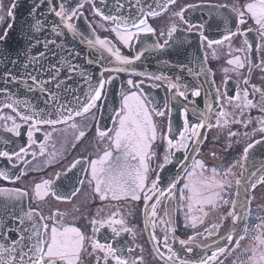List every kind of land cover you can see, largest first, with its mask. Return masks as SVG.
Listing matches in <instances>:
<instances>
[{
    "label": "snow or ice",
    "instance_id": "1",
    "mask_svg": "<svg viewBox=\"0 0 264 264\" xmlns=\"http://www.w3.org/2000/svg\"><path fill=\"white\" fill-rule=\"evenodd\" d=\"M102 3L107 5V0H101ZM51 5L52 0H48ZM85 3L92 4V11L95 16H98L104 22H111L113 25L110 29L104 28L105 31H111L115 34L117 40L123 47L132 48V41L138 40L141 33L154 34L155 29L148 23V17H156L161 14L160 11H155L151 6H148L147 11L141 6V0H113L111 10L108 14H105L99 7L96 6L95 0H84V2L77 3L76 7H70L66 5L65 0H61L58 6H50L49 11L58 17V22H54L51 26V32L59 37L66 30L74 37L82 35L78 32L77 26L71 21L73 18L80 19L84 16L81 9L84 8ZM176 0H166L165 3L158 5L161 11H167L169 5H174ZM15 4L12 5V8ZM39 4L34 6L38 8ZM195 7L194 5H187L181 8L179 11L173 13L179 18L181 22L187 25V31L192 32L194 29H199L197 35L199 37L201 45L207 41V45L211 48L213 45H221L224 41H230L233 36L242 35L245 37L243 44L246 48L235 49L238 53H251L253 44L249 43L247 34L255 31L259 38L264 39V0H247V2L240 4L239 6L233 5L230 11L235 14V17L239 25H244L251 21L255 28H248L244 31H229L222 40L209 39L204 31V24H193L189 22L185 17V12L189 8ZM220 7H227L221 5ZM127 13V14H125ZM139 13V15H136ZM9 17H13V11L10 9L7 13ZM3 18L0 17V20ZM9 29L12 27L10 24ZM91 28V25H89ZM103 27V25H101ZM34 32L39 33L43 30V25L40 20H36L32 26ZM94 33V29H92ZM178 31L176 24H172L168 29L167 35L169 40L173 37L174 33ZM164 33H161L163 35ZM7 37V31L4 36H0V40H4ZM169 40H165L164 44H156L153 47L163 48L169 43ZM39 43V41H37ZM87 43L90 47L99 46L100 49L108 52L115 58L116 67L104 68L100 73V78L97 80L96 85L93 86L91 78L88 77L83 71H80V76L83 77L88 83L89 91L85 93V99L83 102L77 98V103L80 105L79 109L66 108L64 105L58 103V91L63 87L68 90V86L65 80L59 79L60 73L64 68H67L68 72H75L79 66L72 64L68 59L61 58L57 64H50L48 69V79H40L38 75H32L26 73L27 80L32 83L29 85L27 80L22 81L29 91L38 90L40 93H47L48 98L45 100V104L51 102L53 106V112H45L44 110L31 109V113L20 112L16 105L20 103L18 100H13L12 103H5L3 107L10 108L16 112V115L23 122V124L16 122V117L13 116H0V120L11 121V127L7 124L4 125V131L14 134L19 137L21 135L20 129L23 126H27V147L21 146L18 150L12 152L0 151V157L6 158L12 163V168L19 170V175H16L15 179L19 180L21 176H26L27 172L20 166L27 165L30 161L27 159L29 155L33 159L36 158L37 153L35 151L29 152V148L33 147L37 141L34 139V131H40L41 125L54 126L60 123H67L68 120L73 119L72 112L75 116H82L89 113L93 109L103 107L98 105L104 97L105 85H110L115 76H108L104 78L105 72L126 73L132 72L136 74L134 69L130 66L141 59L144 55V51H139L133 57L125 56L121 53L120 48H117L107 38L101 39L96 37L95 40L88 39ZM55 45L56 40H45L43 47L47 50L49 45ZM231 48V44H229ZM45 53L41 52L40 57H44ZM216 53L213 52L215 57ZM0 57L8 59L10 63L15 64L17 61L11 60L10 57L3 52H0ZM30 64H38L37 57L29 58ZM88 63H93L92 60H88ZM230 65H235L237 69H243L246 66L249 71L253 66L261 67L264 71V61L261 65H254L253 60L245 55L244 58L236 56L234 59L227 61ZM23 67L27 69L29 64H24ZM37 71H44L43 65H40ZM227 71V69H225ZM191 72V69H189ZM7 77L12 81H16L17 77L12 73H6ZM141 76H145V73H139ZM148 79H154L156 81H163L166 83L169 93H171L172 100H176L177 97L183 98L184 101L189 100L188 86L173 82L172 79L167 76H148ZM71 79V76L68 77ZM177 81L179 77L175 78ZM54 83L53 91L49 85ZM243 83L245 88L243 95L239 91L234 96H229L227 91L223 94L220 89L217 88L213 97V102H205L204 109L198 110L195 107L191 110V116L194 120H190L189 107L185 104L182 107L180 115L182 117V130H178L173 135V126L171 121L172 109L165 105L167 108L168 123L167 131L158 133L157 123L154 119L156 117H165L166 113L159 107H149L148 97L143 95L142 84L143 81L136 83L133 79L129 78L126 84L129 89H135L128 92H121V102L118 109H113V115L110 117L112 127L101 129L97 127L96 136L103 149L94 158H80L74 160L66 169V172L76 169L78 166L80 171L84 174V179H80L78 183L82 186L87 180L88 186L92 189L94 198L98 197L102 203L105 201H140L144 202L145 213V228L149 225L153 229L157 227L154 218L157 217V209L161 203V198L166 200H174L177 195L183 205L187 207V213L185 216V227H191L196 229L198 225H203L209 212L213 211L218 205L223 206L231 203L232 210H230L226 217L223 219L231 218L232 228L227 234H222L220 229L221 224H212L210 228H205L203 233L197 232L194 236H189L187 240L180 239L178 242L184 249L191 253L193 247L191 245L196 241L197 237H203L204 242L198 247H201L203 253L198 259L191 260L181 258L180 255L172 246L168 244V235H164L163 244L167 249L168 255L160 252L159 247H156V252L160 258L164 261V264H223L220 257L225 255L230 249L225 245L235 244L237 248L240 247V241L245 239H251L252 245L249 248H245L243 255L245 260L241 261V264H264V217H257L259 223H256L254 228L250 227L252 221L251 209L248 207L250 201H246L243 206L246 208L244 212L237 211V200L229 199L224 200V195H230L226 193V189L232 187V181L228 179L229 176L236 177V173L233 169L239 165L242 170H246V162L249 158V151L255 144H260L264 141L256 140L253 143H248L243 149L242 160L245 163L237 161L227 167L223 173H221L216 167L209 168L204 160L197 158L199 155L201 141L206 139L201 132L204 128L213 127H227L229 124H243L245 128L252 123L251 119L246 122L243 120L228 119L230 113L225 110L224 104L221 103L222 97L228 105L234 106L241 111L243 115V109L257 107L252 100L249 99L248 90V78H245ZM225 88L227 86V80L224 82ZM152 87L158 85L153 84ZM254 92H260L262 98H264V89L257 88L252 85ZM6 91V90H4ZM190 95L193 97L201 96V90L199 87H193L190 90ZM12 100V97H8ZM213 104L219 105V110L215 113V123H212L213 119ZM62 109H64L62 111ZM264 113V106L259 109ZM64 111H68L69 114L65 115ZM221 117L223 122L221 123ZM259 127L255 129L256 132L264 134V116L258 118ZM72 128L78 126L73 123ZM51 132L44 134V139L47 140L51 137ZM86 135L84 131H79L77 140L83 138ZM239 132H233L229 130L228 137L239 136ZM248 136V132L243 134ZM161 141L165 145L163 155L156 150L158 145L157 141ZM9 143V141H5ZM229 147L231 145L229 144ZM40 155H44V144H40ZM177 153L180 155L177 156ZM215 153H213V156ZM159 158V162H158ZM178 164L180 172L173 176L166 188L161 187V172L169 165ZM65 173H55V179H42L40 182L34 183L32 189L26 190L24 188H3L0 189V194L7 197V201L0 208V264H81L82 254L91 249L90 255L95 257V264H143V257L130 258L125 255V252L131 253L134 251L131 247L125 249L123 247L115 246L122 233H131L135 235L133 229L125 225V221L116 219L119 215L117 212H113L107 219H99L102 208L97 211L95 216L91 218L88 223L91 227L92 236H86L80 227L74 224H66L64 222L65 213L55 210L49 211L48 215H44L43 211L38 207H29L27 210H23L25 199L31 202H44L49 196L56 201H70V197L59 191L60 186L56 183L61 179ZM155 174L154 178L152 174ZM260 173L259 175H257ZM249 176L254 178L249 180L248 186L255 189L257 184H264V164H261L255 171H251ZM0 178L5 180H11V176L5 172L0 171ZM244 181L243 172L239 177L235 178V184L237 188L242 185ZM80 188H75L71 192V196L75 197L79 194ZM239 196V191L236 193ZM154 203H150L151 201ZM10 202V203H9ZM21 208V212H16V207ZM198 210L201 215H193V209ZM207 208V210H205ZM78 211V209H77ZM165 215L169 217L168 220H161V224H166L169 227L165 231L172 233V239L175 242V227L171 219V212L166 211ZM15 225V226H13ZM119 225V227H116ZM241 231H237V229ZM101 229H109L111 232L110 237L105 238V242H101L98 238ZM252 232L251 237L248 233ZM212 244L207 243L209 238H213ZM112 242H107L108 240ZM153 241L159 244L158 237L153 233L151 236ZM223 241V244L220 243ZM215 245V249L212 250V245ZM142 251V249H141ZM210 252V254H209Z\"/></svg>",
    "mask_w": 264,
    "mask_h": 264
},
{
    "label": "flooded vegetation",
    "instance_id": "2",
    "mask_svg": "<svg viewBox=\"0 0 264 264\" xmlns=\"http://www.w3.org/2000/svg\"><path fill=\"white\" fill-rule=\"evenodd\" d=\"M247 0H176L173 6H170L167 11L159 16L149 18L148 23L155 29L154 34L141 33L138 40L132 41V48L123 47L119 43L113 32L105 31L104 28H111L113 25L98 19L96 16L87 14V10L84 8L88 20L93 23L95 31H97L99 37L110 39L114 41L117 48H120L121 53L128 57H133L137 54V50H145L149 48V52L146 56V63L135 62L131 69H134L136 74L132 72L115 73L105 72L104 78L108 76H115L116 79L112 81L110 85L106 84L104 89V97L98 102V107L93 109L89 113L82 116H73V119L68 120L67 123H60L54 126L41 125L40 131H34V139L37 143L29 148V152L35 151L37 153L36 158L33 159L31 155L27 157L30 161L27 165H21L20 167L27 172L26 176H21L19 180H16V175H19V170L12 168L11 163L3 157H0V171H5L11 176V180H5L0 178V188H24L31 190L34 183L40 182L42 179H55V173H65L68 166L76 159L80 158H94L103 149L96 136L97 127L101 129L112 127L110 117L113 115V109H118L121 102V92H128L135 89H129L126 81L131 78L134 82L139 83L143 81L141 86L143 95L148 97L149 107H159L164 110L165 117H156L154 119L157 123L158 133L167 131L168 115L165 105L172 109L171 121L173 126V135L178 130H182V117L180 112L182 107L187 104L189 107L190 120L195 118L191 116V110L195 107L198 110H203L206 102V96H212L211 93L206 91L204 72H206L210 85L213 91L219 88L223 94L227 91L229 96H234L237 91L243 95V90L246 87L243 83L245 78H248L249 83L247 85L249 90V99L257 105V107L243 109V115L241 111L236 109L232 105H228L223 99L221 103L224 104L225 110L230 113L228 119L247 121L251 119L252 123L244 127L241 124H229L227 127H213L211 129L204 128L201 132L206 139L201 141V147L197 158L204 160L206 165L215 167L218 164L225 162L228 158L238 155H243V149L248 143H253L256 140L264 141V134L256 132L255 129L259 127L258 118L264 116L259 109L264 106V98H262L260 92H254L252 85L257 88L264 89V71L261 67L253 66L249 71L246 66L243 69H237L235 65L227 63L229 59H234L236 56L244 58L248 55L254 62V65H261L264 61V39L258 37L255 31L249 32L247 38L249 43L253 44L251 53H238L235 51L237 48H246L243 44L245 39L242 35H236L231 38L230 41H224L221 45H213L208 47L207 41L201 45L199 37L197 35L199 29H194L192 32H188L187 25L179 20L173 13L179 11L181 8L187 5H194L195 7L187 9L185 12L186 19L193 24H204L203 31L205 35L212 40H222L223 37L228 34L229 31H244L248 28H255V25L249 21L244 25H239L235 17V14L230 11L233 5L239 6ZM14 0H0V36H4V33L12 17L7 15L11 9ZM226 5L227 7H220ZM209 14L210 17H207ZM172 24H176L178 31L174 33L173 37L169 40L167 32ZM103 25V27H101ZM161 33H164L161 35ZM176 38L178 41L177 48L180 49L178 53L173 52L172 56L167 61L161 60L163 56V50L159 49V53L154 54L153 46L157 44H164L165 40H171ZM231 44V48H229ZM165 45L164 47H167ZM213 52L216 53L215 57ZM264 67V65H262ZM191 69V72H189ZM227 69V71H225ZM139 73H145V76L139 75ZM167 76L172 79L173 82L188 86L189 100L184 101L183 98L177 97L176 100H172L171 93H169L166 83L163 81H156L154 79H148V76ZM179 77L177 81L175 78ZM225 80H227V86L225 88ZM156 84L157 87L151 85ZM193 87H199L201 90V96L193 97L190 95V90ZM208 93V94H207ZM212 103V101H209ZM117 104V105H116ZM107 105V106H106ZM216 104H213V116ZM219 110V109H218ZM217 110V111H218ZM13 116L16 117V122L23 124V122L16 115V112L10 108L0 107V116ZM221 123L223 117L220 118ZM75 123L78 127L72 128L71 125ZM212 123H215V119ZM7 124L11 127V121L0 120V151L18 150L21 146L27 147V126H23L20 131L19 137L12 133L4 131V125ZM229 130L233 132H239L240 135L229 138ZM79 131H84L86 135L77 140ZM51 132V137L47 140L44 139V134ZM248 132V136L243 134ZM9 141V143H5ZM40 144H44V155H40ZM229 144L231 147H229ZM157 151L162 156L165 150V145L161 141H157ZM254 147L262 155H264V142L255 144ZM213 153L215 155L213 156ZM180 154L177 153V156ZM257 155V154H253ZM264 161V156L260 159ZM159 162V158H158ZM180 172L178 164L169 165L161 172V187L166 188L169 180ZM183 175L182 172H180ZM153 178L155 174H152ZM84 179V174L80 171L79 166L72 171L66 172L61 176L56 183L60 186L59 191L70 197V201H56L49 196L44 202H31L28 201V207H38L43 211L44 215H48L49 211L59 210L65 213L64 222L66 224H74L80 227L86 236H92L91 227L88 221L95 216L98 210L103 209L100 212L99 219H107L113 212L119 213L116 219H123L125 225L131 229L135 235L131 233H122L117 247H123L125 249L131 247L133 252L125 255L130 258L143 257V264H164V261L160 258L156 252V247H159L160 252L168 255L167 249L163 244L164 235H168V244L178 252L181 258L195 260L203 253L201 247L198 245L204 242L203 237H197L196 241L191 245L193 252L188 253L183 246L179 244L180 239L187 240L189 236H194L197 232L203 233L205 228H210L212 224H219L220 222L207 217L203 225H198L196 229L185 227V217L179 211L178 195L174 200H166L161 198V203L157 209V217L154 218L157 227L153 229L151 225L145 228V213L144 202L122 200V201H99L98 197L94 198L92 189L88 186L87 180L81 186L78 181ZM75 188H80V192L77 196L72 197L71 192ZM258 192L264 196V184H259ZM151 201L150 203H154ZM78 209V211H77ZM166 211L171 212V219L175 227L176 241L172 239V233L165 231L169 226L161 224V220H168L169 217L165 215ZM195 215V214H193ZM196 216H199L196 214ZM119 227V225H116ZM155 234L159 239V244L151 239L152 234ZM111 232L109 229H101L98 238L103 243L106 237H110ZM210 239V238H209ZM107 242L111 243L109 239ZM142 249V251H141ZM214 250V249H212ZM91 249L88 248L82 254L81 264H95V257L90 255ZM210 254V252H209ZM221 258V257H220Z\"/></svg>",
    "mask_w": 264,
    "mask_h": 264
},
{
    "label": "water",
    "instance_id": "3",
    "mask_svg": "<svg viewBox=\"0 0 264 264\" xmlns=\"http://www.w3.org/2000/svg\"><path fill=\"white\" fill-rule=\"evenodd\" d=\"M61 0H52V4L48 3V0H15V7L11 10L13 11V17L11 25L12 27L7 29V37L4 40H0V52L6 53L11 60L17 61L15 64L9 62L8 59L0 57V107L5 103H12L13 100L20 101L16 105L17 109L20 112L31 113V109L35 108L36 110H44L45 112H53V106L51 102L45 104V100L48 98L47 93H40L38 90L29 91L26 85L22 82L27 80L26 73H31L32 75H38L40 79H48V72L46 71L50 64H58L61 58L68 59L72 64L78 65L79 68L75 72L69 73L67 68H64L59 76V79L65 80L68 86V90H65L63 87L58 91V103L64 105L66 108L70 109H79L80 105L77 103V98L80 101H84L85 93L89 91L88 83L86 80L80 76V71H83L88 77L91 78V83L93 86L96 85L97 80L100 78V73L104 68L116 67L115 58L112 57L108 52L103 49H100L99 46L90 47L87 43L88 39L95 40L97 37L96 31H92L93 27L91 23L87 20L86 16H83L80 19H76L75 23L77 26L78 32L82 35L73 36L71 33H68L64 30V33L57 37L51 32V26L54 22H58L59 18L55 17L53 13L49 11L50 6H58ZM66 5L70 7H76L77 3L84 2V0H65ZM113 0H107V5L101 2V0H95V4L99 7L105 14H108L111 10ZM166 0H141V6L147 11L148 6H151L153 10L160 11L161 9L158 5L165 3ZM39 4L38 8L34 6ZM89 4L85 3L84 5ZM91 4V3H90ZM92 6V4H91ZM127 14V13H125ZM139 15V13H136ZM210 17V15H207ZM36 20H40L43 25V30L39 33L34 32L32 26L35 24ZM91 25V28L89 27ZM56 40L55 45H49L46 50L43 47V42L45 40ZM39 41V43H37ZM112 44H114L112 42ZM178 41L175 40L174 43L169 44L163 50V56L161 60L167 61L173 52L178 53L180 51L177 48ZM160 48H154V54L159 53ZM44 52V57H40V53ZM37 57L39 60L38 64H30L29 58ZM88 60H92L93 63L89 64ZM24 64H29V67L25 69ZM40 65H43L44 71H37ZM12 73V75L17 77L16 81H12L7 77L6 73ZM71 76V79L68 77ZM204 81L206 91L211 93L212 96L207 95L206 101H212L215 95L210 82L208 80L206 72H204ZM27 83L30 85L32 82L27 80ZM53 91H56L54 88V83L49 85ZM6 90V91H4ZM208 94V93H207ZM9 96L12 97V100H9ZM210 103V102H209ZM217 109V107L215 108ZM64 109H62L63 111ZM65 115H68V111H64ZM72 115H75L74 111ZM251 150V149H250ZM256 150L249 152V158L246 162V170H243L244 181L239 187V196H236L237 199V211L244 212L246 208V201H250L252 198L253 188L248 186L249 180L254 178L249 176L251 171H255L259 162L253 159V154ZM258 173L257 175H259ZM258 185V184H257ZM7 201V197L3 194H0V208ZM10 203V202H9ZM248 204V207H250ZM27 199L24 201L23 210H27ZM232 210V208H231ZM16 212H21L19 206L15 209ZM223 223L220 232L222 234H227L231 230V218L223 219ZM15 226V225H13ZM241 231V229H237ZM215 237L211 238L209 244H212V240ZM208 243V242H207ZM223 244V241H220ZM230 250L223 256L225 258L231 252V250L236 247V245L229 244L225 245ZM212 249H215V245H212Z\"/></svg>",
    "mask_w": 264,
    "mask_h": 264
},
{
    "label": "built area",
    "instance_id": "4",
    "mask_svg": "<svg viewBox=\"0 0 264 264\" xmlns=\"http://www.w3.org/2000/svg\"><path fill=\"white\" fill-rule=\"evenodd\" d=\"M229 193H232L231 191H229L228 192V194ZM254 217V218H253ZM252 223H253V226L256 224V223H259V220L257 219V216L256 215H254V214H252ZM237 257H240V254H237V253H235L234 254V259H237Z\"/></svg>",
    "mask_w": 264,
    "mask_h": 264
},
{
    "label": "bare ground",
    "instance_id": "5",
    "mask_svg": "<svg viewBox=\"0 0 264 264\" xmlns=\"http://www.w3.org/2000/svg\"><path fill=\"white\" fill-rule=\"evenodd\" d=\"M81 102H83V100Z\"/></svg>",
    "mask_w": 264,
    "mask_h": 264
}]
</instances>
